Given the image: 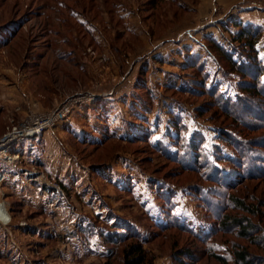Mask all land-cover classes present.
Here are the masks:
<instances>
[{"label": "rangeland", "instance_id": "1", "mask_svg": "<svg viewBox=\"0 0 264 264\" xmlns=\"http://www.w3.org/2000/svg\"><path fill=\"white\" fill-rule=\"evenodd\" d=\"M64 107L0 148V264H264V0H0V138Z\"/></svg>", "mask_w": 264, "mask_h": 264}, {"label": "trees", "instance_id": "2", "mask_svg": "<svg viewBox=\"0 0 264 264\" xmlns=\"http://www.w3.org/2000/svg\"><path fill=\"white\" fill-rule=\"evenodd\" d=\"M256 36H257V33H253L250 30L247 31L246 29L239 27V31L237 32V35L235 36L236 38L234 36L233 37H234V40L239 41L241 43L244 42V44L248 45L252 49L251 52L253 53ZM211 44H213V43H211ZM242 48H246V47H242ZM219 51H221V50H219ZM243 52H248V54L250 53L249 51H245V50ZM247 58H251V55H248ZM228 61H229V58H228ZM232 66H234V68L239 70V71L242 68V66H240L239 64L236 65L235 63H232ZM245 70H247V69H245ZM252 78L254 80H257L259 78V75H257V76L254 75V77H252ZM256 84L257 83L255 82V85ZM257 94H260V93L258 92ZM249 116L251 117L250 114H249ZM231 201L235 204V206L237 208L249 212L250 206L246 205L240 199L233 198ZM232 223L234 225H236L241 230L240 234L242 236L247 237V238L249 237V229H253V228H251L253 226L250 223L246 225V224H243V221L238 220V219L233 220ZM249 239H250V237H249ZM247 255H248V253H246L245 251H237L235 259L238 262H240L241 264H252L251 261H249V259H247ZM216 258L222 264H226L225 260L221 256H216ZM145 262H146V255H145L144 250L142 249V246L139 243L132 245L131 248L126 250V252H124V254H123L122 264H145ZM105 264H107V263H105Z\"/></svg>", "mask_w": 264, "mask_h": 264}, {"label": "built area", "instance_id": "3", "mask_svg": "<svg viewBox=\"0 0 264 264\" xmlns=\"http://www.w3.org/2000/svg\"><path fill=\"white\" fill-rule=\"evenodd\" d=\"M69 112L70 108L64 107L53 112L29 114L21 123L11 126L9 131L0 138V148L3 147L2 150L6 152V147L8 148L10 143L39 137L63 120ZM5 152L0 154V158L1 155H5Z\"/></svg>", "mask_w": 264, "mask_h": 264}, {"label": "bare ground", "instance_id": "4", "mask_svg": "<svg viewBox=\"0 0 264 264\" xmlns=\"http://www.w3.org/2000/svg\"><path fill=\"white\" fill-rule=\"evenodd\" d=\"M8 221H9V216L6 214V212L2 209V207L0 205V222L5 224Z\"/></svg>", "mask_w": 264, "mask_h": 264}, {"label": "crops", "instance_id": "5", "mask_svg": "<svg viewBox=\"0 0 264 264\" xmlns=\"http://www.w3.org/2000/svg\"><path fill=\"white\" fill-rule=\"evenodd\" d=\"M205 6H206V5H204V4H202V5L200 4V5H199V8L201 9V8H203V7H205Z\"/></svg>", "mask_w": 264, "mask_h": 264}]
</instances>
